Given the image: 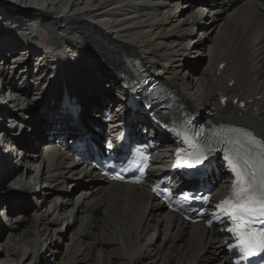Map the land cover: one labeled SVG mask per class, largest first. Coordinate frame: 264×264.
Returning <instances> with one entry per match:
<instances>
[{
    "label": "bare ground",
    "instance_id": "6f19581e",
    "mask_svg": "<svg viewBox=\"0 0 264 264\" xmlns=\"http://www.w3.org/2000/svg\"><path fill=\"white\" fill-rule=\"evenodd\" d=\"M198 1L0 0V98L9 103L0 107V206L11 207L0 215V264H231L215 231L46 143L62 89L78 91L87 124L105 127L103 108L112 131L126 123L120 77L132 60L188 110L264 136V0ZM137 123L144 135L148 116ZM163 137L160 170L175 148ZM15 139L18 148L4 147Z\"/></svg>",
    "mask_w": 264,
    "mask_h": 264
},
{
    "label": "snow or ice",
    "instance_id": "6c2138e0",
    "mask_svg": "<svg viewBox=\"0 0 264 264\" xmlns=\"http://www.w3.org/2000/svg\"><path fill=\"white\" fill-rule=\"evenodd\" d=\"M244 140L237 138L232 141L234 147L225 156L230 170L235 175L232 185V195L226 198L218 208L227 212L234 222L229 231L240 238L239 252L241 259L248 260L264 252V239H257L254 223H264V142L257 140L251 133L241 129H230ZM259 149V151H256ZM206 158L203 155L194 160L199 164ZM189 166H193L190 164ZM123 179V177H116ZM224 205L231 208L228 212ZM264 236V233H261ZM240 264V261H237Z\"/></svg>",
    "mask_w": 264,
    "mask_h": 264
},
{
    "label": "rangeland",
    "instance_id": "374dc122",
    "mask_svg": "<svg viewBox=\"0 0 264 264\" xmlns=\"http://www.w3.org/2000/svg\"><path fill=\"white\" fill-rule=\"evenodd\" d=\"M191 2L190 3H193V5H195L196 4V6H198L199 5V1L197 0V2H195V0H190ZM236 2V1H235ZM188 6H189V4H188ZM187 8V6L186 7H184V9H186ZM34 29V28H33ZM39 35H38V37L37 38H40L41 39V41L42 42H47V40H48V36H47V34H46V31L44 30V29H42V28H40L39 29ZM49 41V40H48ZM199 58H201V56H196L195 58H194V60L195 61H197ZM107 85V84H106ZM9 104V103H8ZM8 107H9V105H8ZM109 108L111 109V107L109 106ZM7 120H9V119H7ZM83 121L85 122V120L83 119ZM7 175V174H6ZM6 175H5V177H6ZM2 180L4 181V179H1L0 180V183L2 182ZM43 186V185H42ZM80 190V189H79ZM77 191H75V193H76ZM0 197H1V195H0ZM9 206V205H8ZM9 208H11L10 206H9ZM67 226L68 225H66L65 226V228H67Z\"/></svg>",
    "mask_w": 264,
    "mask_h": 264
}]
</instances>
